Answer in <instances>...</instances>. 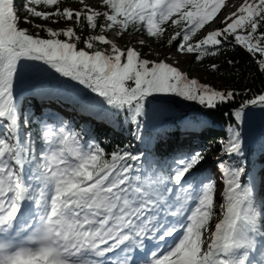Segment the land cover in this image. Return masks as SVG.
<instances>
[{"label": "snow or ice", "instance_id": "1", "mask_svg": "<svg viewBox=\"0 0 264 264\" xmlns=\"http://www.w3.org/2000/svg\"><path fill=\"white\" fill-rule=\"evenodd\" d=\"M77 2L79 9L62 7L63 0H22L18 9L16 0H0V264H264V199L257 202L255 177L243 159L235 166L220 161L219 176L201 178L205 158L198 151H178L164 162L143 152L108 153L87 130L37 118L16 93L22 63L42 62L96 94L108 110L123 112L139 140L146 105L160 97L215 109L235 93L189 78L167 57L144 59L104 33L116 29L121 36L131 28L161 40L175 28L167 45L196 61L218 55L232 40L260 54L264 73V0H243L222 27L195 40L226 0ZM84 27L99 34L78 47L77 28ZM249 105L264 107V94L234 111L237 122ZM221 143L229 157L243 156L236 127Z\"/></svg>", "mask_w": 264, "mask_h": 264}, {"label": "trees", "instance_id": "2", "mask_svg": "<svg viewBox=\"0 0 264 264\" xmlns=\"http://www.w3.org/2000/svg\"><path fill=\"white\" fill-rule=\"evenodd\" d=\"M67 0H63L62 7H64ZM74 5V9H79L82 6L76 1L71 0ZM22 0H16V6L20 9ZM21 17L25 15L22 10L18 13ZM39 19H36V23H42ZM103 19L99 20V23H103ZM45 23V22H44ZM61 24V23H60ZM64 24V23H62ZM56 24L49 23L48 26H54ZM20 27L28 28L30 32L35 33L37 29L33 28L29 24L23 22L20 23ZM217 27H222L221 23L217 24ZM177 29L170 28L165 36L161 40H155V43L162 49L171 48L176 51L175 45L168 46L166 41L168 36H170ZM264 31V27L260 29ZM78 34L81 36V41L78 47H84L83 39L89 35L99 34V30L92 32L87 27L83 29L77 28ZM110 31L104 34H109ZM41 36H45L44 32L40 33ZM138 34L144 38L148 36L142 31H135L129 29L122 36H132ZM63 38V37H61ZM196 37H194V40ZM102 44H98L97 47H101ZM127 46H125L126 48ZM141 57L152 61L150 58L152 54V48L148 44H143L140 46L139 50ZM193 56L191 57V59ZM260 58V54L253 56L248 53L241 46L235 45L234 41H225L221 51L216 56L204 57L201 61H196L194 58V66H203L205 71L209 75V85L217 90H232L235 93L234 99L223 104H219L215 109L206 108L204 105H200L195 101H186L183 98L176 96H166L160 97L161 99L168 100L170 102L166 103V109H169L168 116L161 121V126L159 130L153 135V148L151 152H148V160L159 161L161 159V152L164 150V155H168L169 149H178L176 146V140L180 139L173 134L178 133L174 128L176 124L185 114L192 112V133L188 135L189 140L194 138L200 140L204 144H211L212 149L207 158L210 160L218 158V162L223 161L225 163L226 159L229 165H239L241 160L245 162V166H251V164L256 160L258 161V166H264V107L259 105H249L244 109L245 115L242 122H237L234 111L240 107L248 99L254 98L256 95L264 94V73L258 70L257 60ZM190 59V60H191ZM192 59V60H193ZM228 61H232L229 63ZM217 64L218 68L212 70L209 66L210 64ZM22 66V65H21ZM23 67L27 72L36 73L39 68L44 69L46 65L42 62L35 61H25ZM189 78H192L188 75ZM66 80V81H65ZM65 80H58L57 90L59 94L65 92V98L69 96L73 100L77 101L78 97H82L81 91L73 88L74 81L69 78ZM200 82V81H199ZM68 93V94H67ZM62 96V95H61ZM92 96V97H91ZM24 102L23 98H20ZM27 102V100L25 101ZM82 102L86 107V112L92 113L96 118L97 122L85 123L83 120L79 121V124L84 125L97 139L98 143H101L105 147L106 152L111 153L116 149H124L131 151L132 144L129 141L131 137L137 132V126L134 122H131L126 118V115L121 112L118 115L112 110H108L107 106L101 104V98H96L95 95H90L82 98ZM78 106V103H75ZM80 107V106H78ZM150 107V103L146 105V108ZM189 113H186V112ZM262 122V123H261ZM143 123V120H142ZM186 123L184 121L178 124ZM187 125V124H186ZM173 126V128H172ZM236 127V129L241 133L242 141L248 142L249 137L254 138L252 144L243 146V156L236 157H224L219 158L216 154L221 150L222 143L219 142L221 139L227 142L231 135V128ZM248 139H247V138ZM164 146V148H163Z\"/></svg>", "mask_w": 264, "mask_h": 264}, {"label": "rangeland", "instance_id": "3", "mask_svg": "<svg viewBox=\"0 0 264 264\" xmlns=\"http://www.w3.org/2000/svg\"><path fill=\"white\" fill-rule=\"evenodd\" d=\"M73 1H76L77 0H73ZM230 2L232 3L230 5ZM243 2V0H238V1H226V4L225 6L222 8L221 12L218 14V17L217 19L215 20V22H218V23H221V20H223V18L225 16H227L229 13L235 11L236 7H238L241 3ZM78 3V2H77ZM85 3L93 6V7H98L99 5V0H85ZM81 5V4H80ZM82 6V5H81ZM64 7H72L74 8V5L73 3L71 2V0H67V2L65 3ZM103 10V9H101ZM44 23V22H42ZM67 25L66 24H56L54 26H51V27H54V28H62V27H66ZM218 28L217 27V24L215 23H212L211 25H209V27L203 32L200 31L197 33L196 35V39H199V38H202L203 35L206 34L207 31L209 30H213V29H216ZM116 29H113L109 32V34H105L109 39H114L115 42L117 43L118 46L122 47V48H125V46H131V47H134L136 48L137 50H139L141 44L139 43L140 40H143L145 44H149L150 47L152 48V54H151V57L150 58L151 60H155V61H159V60H164L166 57L168 58L167 59V62L170 63V64H173L174 66L178 67L181 71L187 73V75L191 76L192 78H196L198 81H200V83H205V84H208L209 85V75L208 73L205 71L204 67L203 66H200V67H196L194 66V54H179L177 51H174L173 49L171 48H167V49H162L158 46V44L155 43V40L153 38H150V37H147V38H144L138 34H134L132 36H117L116 35ZM101 49H106V50H110V46L109 45H104L102 44L101 47H99ZM193 56V60L191 59V57ZM191 59V60H190ZM24 63V62H23ZM23 63H22V66H21V71L25 72V68L23 67ZM41 69V67L39 68ZM44 69H47V67H45ZM43 71V70H42ZM46 71V70H45ZM35 75V74H34ZM42 74H40L41 76ZM45 75V74H44ZM42 75V76H44ZM39 76V75H38ZM41 76V77H42ZM65 80L67 79L66 77H62L60 76L59 74L57 73H54L53 76H52V79L51 81L52 82H55L57 80ZM66 81V80H65ZM23 88V87H20V89ZM73 88L75 89H78L79 91H81V95L82 97H78L79 99H77V101L73 100V98H69L71 99L72 102H75V103H78V106H80L81 109H83L84 111L86 110V107L84 105V103L82 102V98L86 97L87 96H90V95H95L96 98H98V96L94 93H92L89 89H86L84 86L82 85H79L77 84L76 82L74 83V86ZM68 94V93H67ZM62 96L65 97V92L60 94ZM92 97V96H91ZM67 103V102H66ZM153 103V105H151V108L150 110L152 112L155 111V109H158L157 106L161 107L160 108V111H161V116L163 117V115H167L169 113V109H166V105H163V103H157V102H151V104ZM148 112V115H149V111ZM79 115H75V117L77 118ZM81 116V115H80ZM85 117V116H84ZM183 119H186V120H190V119H194L196 117H193V114L191 116H186L185 118L182 117ZM181 118V120H183ZM85 119L89 120L90 117H85ZM181 120H179L177 123L181 122ZM262 123V122H261ZM141 136V134H140ZM134 139V140H133ZM133 142L132 144L139 147V140L136 139L135 137L133 138ZM248 139V138H247ZM253 138H251L248 142H247V145L250 144V142H252ZM222 140L220 139L219 142H221ZM254 141V140H253ZM205 145V144H204ZM212 149V143L210 144H207V147H201V145L199 144V152H209L210 150ZM226 154L224 153V144L221 146V150L216 154L217 157H223L225 156ZM204 156V161H203V166L204 167H209L210 168V175H212L213 178L217 177L220 175L219 173V169H218V158L216 159H213V160H209L207 158L206 155H203ZM225 157H228V155H226ZM233 157H236L238 158L237 155H233ZM147 158V157H146ZM164 161V160H163ZM258 161H254L250 167H248V171L249 173L251 174V176H256V180L259 178V173L257 172L258 171V168H257V163ZM209 164V166H207ZM225 164H229L228 160L226 159L225 161ZM245 180L247 179L244 178ZM264 187V185H263ZM262 187V188H263ZM222 188V183L219 185L218 187V193H217V196H218V200H219V189ZM261 197V196H260ZM259 198V197H258ZM263 198V196H262ZM260 201V198L259 200L257 199V202ZM222 202V201H220Z\"/></svg>", "mask_w": 264, "mask_h": 264}, {"label": "bare ground", "instance_id": "4", "mask_svg": "<svg viewBox=\"0 0 264 264\" xmlns=\"http://www.w3.org/2000/svg\"><path fill=\"white\" fill-rule=\"evenodd\" d=\"M235 1H238V0H235ZM232 3H230V5H231ZM19 81V80H18ZM148 117H150L151 118V116H152V113H150L149 115H147ZM152 120H154V118H152ZM152 128H154V125H152ZM182 136H188V134H184V133H180ZM247 138V137H246ZM134 140V139H133ZM139 146H141V147H147L148 145H149V142L147 141V140H139ZM206 145V144H205ZM222 145H223V143H222ZM221 145V146H222ZM245 145H247V142H245V140H243V146H245ZM148 149V148H147ZM208 154V152L207 153H205V155H207ZM226 156V155H225ZM225 156H223V157H220V158H224ZM207 166H209V164L207 165ZM254 177H256V176H254ZM247 180V179H246ZM260 184H261V180L260 179H257L256 180V178H255V194H256V199H258L259 200V198H260V200H262V199H264V193L263 194H261L260 195V193L262 192L261 191V188H260ZM261 196V197H260ZM262 196H263V198H262ZM259 197V198H258Z\"/></svg>", "mask_w": 264, "mask_h": 264}, {"label": "water", "instance_id": "5", "mask_svg": "<svg viewBox=\"0 0 264 264\" xmlns=\"http://www.w3.org/2000/svg\"><path fill=\"white\" fill-rule=\"evenodd\" d=\"M161 99V98H160ZM162 101L164 100V99H161ZM164 101H167V102H170V101H168V100H164Z\"/></svg>", "mask_w": 264, "mask_h": 264}]
</instances>
